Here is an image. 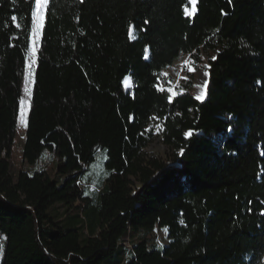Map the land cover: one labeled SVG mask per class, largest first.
Masks as SVG:
<instances>
[{"label":"trees","instance_id":"1","mask_svg":"<svg viewBox=\"0 0 264 264\" xmlns=\"http://www.w3.org/2000/svg\"><path fill=\"white\" fill-rule=\"evenodd\" d=\"M190 6L48 0L25 95L35 3L0 0V264H264V0ZM183 56L207 59L201 101L161 88ZM24 98L23 160L60 158L61 182L11 174Z\"/></svg>","mask_w":264,"mask_h":264},{"label":"rangeland","instance_id":"2","mask_svg":"<svg viewBox=\"0 0 264 264\" xmlns=\"http://www.w3.org/2000/svg\"><path fill=\"white\" fill-rule=\"evenodd\" d=\"M194 6L191 2V6L189 9H187V14L189 16L194 15ZM41 30V28H40ZM37 42L38 37H33L31 48L28 54V78L25 88L27 87L29 89V92H25V95L31 94V87L34 80V65L36 60V52H37ZM35 49V57H33L32 50ZM34 61V62H33ZM207 59L203 58L202 62L198 65H195L193 60L190 58V56H183L180 57L174 65L165 70L163 72V77L168 78L170 82V87H167L164 83L161 84L162 89H166L169 91L172 97H176L179 89H182L185 83H191L192 84V94L196 98L197 96H200L203 93V99L205 96V91L208 84V72H207ZM207 73V75H205ZM128 83H125L127 88H130L131 81L130 79H127ZM26 98V97H25ZM23 100V103H21V110H20V116L18 121V132L15 138V144L13 146V167L11 170V174L16 177L18 172L23 170L30 173H34L37 171V169H44L46 168L51 173L52 177H55L59 182L63 181L65 179L63 176H55L57 166L60 162V158L54 157L51 158V155L45 151L43 155L38 159V161L30 165L26 163L23 160V152H24V145H25V128L27 123V117L30 110V104L27 99ZM197 99V98H196ZM203 99H197V100H203ZM23 120V123H22ZM156 135H159V128L155 131ZM147 154L154 158H159L161 160H169V150L163 145L161 142V138L157 137L156 140L148 147L146 150ZM47 153V155H45ZM170 162V161H168ZM105 174V168L104 164H101L100 161H98L97 164L91 165L88 167V171L84 174V179L89 178H96L97 180H101L104 177ZM86 181V180H84ZM165 228H159L156 229L151 235L148 234L146 236L147 238H153L155 240H151L152 242H149V244H159L160 246H165L168 244L167 239V232L164 231ZM144 235V232H140L138 236ZM138 240H133V243H137ZM125 246H129L128 242H126ZM120 253V249H117L115 252L114 257L111 259L112 261H121L123 259L122 264H126L127 261L130 259L127 255L120 256L119 258L117 255ZM121 258V259H120ZM107 264V263H103Z\"/></svg>","mask_w":264,"mask_h":264},{"label":"snow or ice","instance_id":"3","mask_svg":"<svg viewBox=\"0 0 264 264\" xmlns=\"http://www.w3.org/2000/svg\"><path fill=\"white\" fill-rule=\"evenodd\" d=\"M16 0H13V3H15ZM29 2H31V0H29ZM191 2L193 4H195L196 0H191ZM229 3H231V0H228ZM35 3V9L32 11V16L34 18V24H33V36L34 37H39L40 35V28L43 26V10L46 7V5L48 4V0H34ZM187 13V9L185 10ZM12 19L15 21L16 17L13 16ZM145 23H147V21H145ZM130 34H131V30H130ZM32 54L33 57H35V49L33 48L32 50ZM213 59H215V57H213ZM34 62V61H33ZM205 75H207V73H205ZM125 83H128L127 79L125 80ZM25 92H29V89L26 87L25 88ZM197 99H203V93L200 96L196 97ZM171 99V98H170ZM21 103H23V101H21ZM23 123V120H22ZM229 131H231V129L229 128ZM187 136L192 135L191 132L186 133ZM183 152V150H182ZM181 152V154H182ZM264 154V153H262ZM47 155V153L45 154ZM88 193L86 192L85 195H87ZM262 215H264V213H261ZM181 223H183V221H181ZM165 232H167V229H164ZM162 247V245H161Z\"/></svg>","mask_w":264,"mask_h":264}]
</instances>
